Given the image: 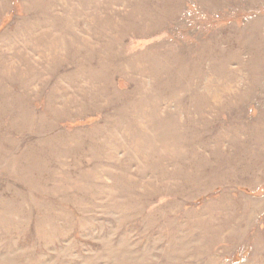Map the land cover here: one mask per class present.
Returning a JSON list of instances; mask_svg holds the SVG:
<instances>
[{"label":"rangeland","instance_id":"rangeland-1","mask_svg":"<svg viewBox=\"0 0 264 264\" xmlns=\"http://www.w3.org/2000/svg\"><path fill=\"white\" fill-rule=\"evenodd\" d=\"M0 264H264V0H0Z\"/></svg>","mask_w":264,"mask_h":264}]
</instances>
